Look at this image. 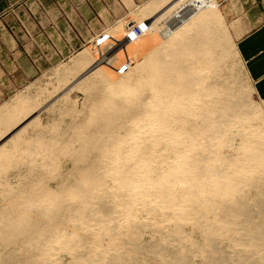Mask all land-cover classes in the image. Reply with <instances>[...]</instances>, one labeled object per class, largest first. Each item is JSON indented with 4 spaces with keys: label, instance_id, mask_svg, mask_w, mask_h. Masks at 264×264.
<instances>
[{
    "label": "bare ground",
    "instance_id": "6f19581e",
    "mask_svg": "<svg viewBox=\"0 0 264 264\" xmlns=\"http://www.w3.org/2000/svg\"><path fill=\"white\" fill-rule=\"evenodd\" d=\"M179 16L181 19L170 21ZM137 17L141 23H147V27L141 30L143 34L157 35L162 40L135 66L142 68L138 71L142 74L140 82L155 84V104L159 109L151 114L156 123L145 120L149 122L146 131L143 130L145 127L139 126L140 122L125 129L128 124L121 119L124 116L132 121L137 116H151L143 113L144 104L133 105L129 103L134 100L132 97L124 99L123 96L132 88V76L126 74L123 56H127V46L135 44L140 37L132 36L122 42V38L116 36L123 34L122 27L107 36L114 35L118 39L106 37L121 42L110 43L104 57L97 59L94 49H87L74 71L58 72L61 75H57L58 84L53 85V92L41 89L35 96L22 97L16 103L0 108V174L3 162L12 160L15 154L20 157V163L27 159L35 162L29 166L34 177L20 176L24 180L18 185L13 184L15 189H12L16 192L0 189V196H5L6 203L3 206L2 202L0 206V244L4 246L0 252V264H48L56 260L53 259L55 252L60 250L69 254L68 264H144L140 256L149 244L153 254L157 250L155 253L159 259H156L161 264H191L192 255L197 251L205 259L202 264H264V210L261 209L264 203L263 110L251 100L252 91L248 89L233 93L232 89L215 85L197 92L203 87V76L214 73L216 64L230 56L239 58L217 2L155 0ZM221 46L225 53L216 59L214 50ZM189 56L193 59L190 68L184 62ZM196 62L204 63L206 69L199 71L192 67ZM167 65L169 69H166ZM235 80V77L230 79L233 83ZM170 90L172 94H168ZM77 91L82 98L74 101L72 94ZM47 92L51 98L56 97L54 100L50 98L53 103L49 105H45L49 98ZM213 95L217 99L209 105L206 98ZM96 99L100 104H92L94 107L107 102L110 108L102 118L93 119L100 124L96 131L78 136L80 149L77 152L80 154L90 147L98 149L99 160L84 161L86 165L74 168L75 171L68 173L67 177L60 174L62 183L56 185L58 189L47 186L46 182L43 186L42 177L57 173V167L52 165L53 158H58L55 147L59 144L55 141L56 136L44 134L43 113L49 114L48 118L53 113L78 115L87 106L84 105L86 102H81ZM174 100L176 102H172ZM193 101L201 103L195 104V108ZM191 117L197 120L193 122ZM73 127L82 129L84 123H76ZM234 131L244 141L238 155L228 161L232 168L213 166L211 155L216 144L232 145L235 136L227 133ZM27 137L31 139L26 140ZM70 144L71 141L66 140V146ZM160 145L166 152H189L182 161L183 168L176 174L167 176L168 169L156 166L161 156L157 154ZM218 159L227 160L221 153ZM166 161L167 158L162 163ZM111 162L114 169L108 168ZM227 169H235L238 173L235 183L228 180ZM113 170L115 173H111ZM41 171H46V176ZM110 177L116 183L114 191L109 189ZM176 179L182 182H176ZM145 180L150 183L144 185ZM137 184H143L144 197L155 196L150 202L157 204L155 209L167 211L166 215L173 220V233L178 240L189 245L187 251L178 241L174 246L165 233H161L162 239L157 242H142L143 223L132 208L138 199L130 193ZM41 185L44 188H40ZM150 185L152 189L147 188ZM244 187L250 188V192ZM226 195L232 198L225 199ZM109 198L121 200L120 206L128 213L125 224L116 222L111 225L112 217L108 218L109 221L94 219L96 204L105 217L112 215ZM147 209L151 211V208ZM79 221L84 224L94 221L97 225L103 222L97 234L98 241L107 240L109 244H101L99 249L98 242L80 236L77 233L81 228ZM188 225L192 226L191 233L198 229L202 231V246L198 241H192L191 233L184 230ZM69 227L71 230H67ZM123 228L127 230L125 244L128 246L117 240ZM65 235L67 237L63 238ZM222 239H227V244L234 249L231 258L224 254ZM168 241L176 248L175 259H167L162 253Z\"/></svg>",
    "mask_w": 264,
    "mask_h": 264
},
{
    "label": "rangeland",
    "instance_id": "374dc122",
    "mask_svg": "<svg viewBox=\"0 0 264 264\" xmlns=\"http://www.w3.org/2000/svg\"><path fill=\"white\" fill-rule=\"evenodd\" d=\"M147 1H149V0H147ZM147 1H145V2H147ZM145 2L136 3V4L134 3L131 8H129L128 4L126 3V6L128 7L129 10H123V8H121V5H119L118 2H115L116 5L119 6V10L121 12V15L119 17L117 16L119 11H117V10H114L113 12L111 11V13H113V15L115 14L117 16L116 19L112 20L111 22H107L106 23L107 25L102 27L100 29V31L95 36L92 37L90 42L83 46V48L76 50V52L74 54H72L69 58H67L66 60L60 61L57 64H53L52 67L50 69H48L45 74H41L40 76H38L36 78V80L32 84L29 85L30 87L28 86L30 88L29 90L25 91L24 93L19 94L17 96L16 100H14L13 102H9L7 105H11V104L16 103V101H18L22 97H28L30 95L35 96L36 93L41 89H47L50 92L51 91L53 92V89H54L53 85L57 86V84H58L59 76H57V75H61L58 72H65L67 70H73L74 71L77 68L78 62L80 61L79 59L83 56V54L87 51V49H89V50L94 49L93 51L97 53V59L104 57L105 49H107V47L111 45L110 43H112L114 41V43L116 45L119 42H121V41L123 42V40H125V38L127 36L126 35L127 34L126 33V26L129 23L136 22V23L140 24L142 22V21L140 22V19L137 17V15L140 14V12H142L144 10L146 11L147 6L143 7L142 9L135 10L133 12H132V10L134 9V7L136 5H142ZM152 14L153 13L151 12V15ZM167 15H168V12L165 14V16H167ZM119 20H123V22L116 24ZM119 27L123 28V34H121L122 37H121V35H116V34L115 35L118 36L119 39L122 38L121 41L117 40L116 41L117 43H116L115 40H108V39H111L110 37H112V36L115 37V39H118L114 35L110 36L109 38L107 36L111 35ZM231 31H232V29L230 28V32ZM232 37H233V35H232ZM155 40H157L158 42H154ZM233 40L235 42L234 37H233ZM158 43L160 45V43H162V40L157 35L144 33L142 36H140L139 39H137V41H135V44L132 43V44H130L131 46L129 45L130 47L127 46V48H126L127 49L126 50L127 56L125 55L126 56L125 57L122 55L124 57V62L126 61L124 64L126 74H129L130 76H132V83H131L132 88L128 93L126 92L125 94H123L124 99L127 97H132L134 100L129 101V103H132L133 105H136V106H138L140 104H144L145 107L143 108L142 111H143V113H147L149 115L153 114L157 109H159L156 107L157 104H155L156 103V93L154 91L155 84L140 82L139 79L142 78L141 77L142 74H139L138 71H140L142 68L139 69L138 67L136 68L135 66L137 63H139L141 60H143L146 56H148L149 53L156 47L155 44L158 45ZM222 53H225L223 46H221L218 49H215L214 50L215 58L218 59L219 55ZM122 56H121V62H123ZM191 58L192 57L189 56L188 60H187V58L185 59L186 61L184 60V62L187 65H190V66H188L189 68L191 67V62L193 60ZM164 59L166 60L168 58L166 56H164ZM179 61H181V60L179 59ZM192 67H196L199 71L201 69H206L205 64L204 63L200 64L199 62H196L195 65H193ZM214 68H215L214 73L208 74V75L206 73V75L203 76V78H204V80L202 81L203 87L198 88L199 90L197 92H203L204 90H209L210 87H213L215 85L225 86L230 90L232 89L231 91L233 93L234 92L239 93L240 91L243 92L244 90L248 89L249 91H252L251 97H250L251 100L252 101L254 100L253 102L256 105L262 107V109H263V104L255 96V91L253 89V85L249 80V77L246 73L245 67L242 63V60H240V58H234V56L233 57L232 56L227 57L220 64H216ZM166 69H169L168 65H167ZM200 75L202 76L203 73L201 72ZM232 77H235V79H236L235 83L230 81V79ZM77 79H79V76ZM73 81H74V79H73ZM177 85H179V80H177ZM191 91H189V92H191ZM172 92L173 91L170 90L168 92V94H172ZM175 92H176V90H175ZM177 92H180V90ZM46 94H47L46 97H49V98H47L48 101L45 102L46 103L45 105H49V104H51L52 100H54L56 97L54 96L53 98H51L52 96L49 95L48 92ZM60 95H61V93H60ZM194 97H198V96L195 95ZM80 98H82L80 92L77 91V92H74L72 94V99H74V101H77ZM97 99L95 100L96 102L92 101L94 103H92L91 100H87V101L84 100L83 102H81V103L86 102L84 105H87V106L83 110V112L78 114V115H72V114H66V113H64V114L53 113V114H51V118H48L49 114L43 113L42 123H44L46 128H47V126H50V129H46V128L44 129V134L47 137H50L52 135L56 136L55 141H57L59 143L55 147V150H57V152H58L57 153L58 158H56V157L53 158V160L55 159V162L53 161V165H52L53 167H57L58 175L55 171V172H53L54 173L53 175H51L52 173H48L46 176L47 172L41 171L42 175L44 174L46 176V177L41 178V181L44 180L43 182H41L43 186H44V183L46 182L47 186L56 188V187H58L56 185H59L60 183H62L60 181L61 178H59L60 176L67 177L68 173L70 175L72 173L71 171H73V172L75 171V170H73L74 168L82 167V166L86 165L87 163L84 161L89 162V161H98L99 160V158H98L99 150L98 149H94V148L90 147L87 150L80 152V154H79V152H77L80 149L79 148L80 142L78 141V136L84 135L85 132H88V131H96V129L100 126V124L93 121V119L96 117L102 118L103 114H105L110 108V105H108L107 102H103L101 105L94 107L92 104L96 105ZM216 99H217V96L213 95L211 97H207L206 101L209 102V105H213V102ZM88 101H90V102H88ZM172 102H176V101L174 100ZM192 103L194 104V106L196 108L195 104H199L201 102L193 101ZM98 104H100L99 101H98ZM214 117L216 118L217 115H214ZM121 119H122V121H125L128 124V127H126L125 129H128L131 126H135L136 123L140 122L139 126L145 127V128H143V130L146 131L148 129V126H146V125L149 122H147L145 120L151 119L153 124L156 123V120L153 119V115H151L149 118H146V117L143 118L142 116H137L132 121L125 119L124 116ZM191 120L193 122H195L197 119L195 117H191ZM199 121H200V123H202L201 120H199ZM76 123H84V127L82 129L74 128L73 126H76ZM190 124H188L189 127H190ZM255 124H257V122H255ZM109 131L111 132V130H109ZM122 132L124 133V131H122ZM227 134L231 137L235 136V138H234L235 141L232 144L233 146L229 145V144H225V143L216 144V146L214 148V152L211 155V157H212L211 163L213 164V166L220 167L222 165L224 167L232 168V166H230L231 164H229L228 161H230L229 159H231V158H235L238 155V152L240 151V149L242 147V143L244 141V138L237 136V131H234V133L229 132ZM29 139H31V138H29V137L26 138V140H29ZM226 139H228V138H226ZM66 140L71 141V144L69 147L66 146ZM161 147H162V145L158 146V148H157V150H158L157 154H159L161 156L158 157V164H156V166L165 167L166 169H168L169 173L166 174L167 176L170 175V173H171V175L176 174V172L180 171L181 168H183L182 161L184 158H186L188 156L189 152L188 151L184 152V154L183 153L182 154L175 153L172 150H168L166 152V149L165 148L162 149ZM27 148H29V147L27 146ZM33 149H36V147H33ZM12 150L14 151L15 149H12ZM24 150H26V145H24ZM161 152H163V153H161ZM220 153H221L222 157L227 158L226 161L223 162V161L218 159ZM30 158L33 159V157H31V156H30ZM166 158H167V161L162 163V161L165 160ZM18 159H20V157L17 156V154H15L12 157V160L3 162V167L1 168L2 172L0 174V175H3V177L0 178V181L2 183V185L0 186L1 190L5 191V189L6 190L12 189L15 187V185H18L17 184L18 182L19 183L21 181L23 182L24 179L20 177L22 175H26L28 177H34V174L31 171L29 166L35 162H32V160L27 159L25 163H20V162H18ZM108 168L114 169L115 168L114 163L111 162V164L109 165ZM227 172H228L227 173L228 180L232 181V183H235L238 179V173L235 171V169H227ZM111 173H115V171L113 170ZM56 175H57V177H56ZM5 176L7 178L4 179ZM111 178L112 177H110L108 179V185L110 186V188H109L110 191H114L113 186L116 183ZM63 179H66V178L63 177ZM9 181H10V183H9ZM63 181L65 182V180H63ZM48 182H50V183H48ZM176 182H182V180L176 179ZM149 183H150L149 181H146V180L143 181L144 185L149 184ZM13 184H15V185L13 186ZM143 184L135 185L132 189V192H130L133 196H135L138 199V201L136 203H134L132 208L134 209L133 213L138 215L139 218L141 219V222L143 223V225L141 227L142 242L144 241L146 244L157 242L160 239H162V234L165 233V236L169 235L168 239H170V241L172 240L171 241L172 243H175V244H173L174 246H177L175 241H178L177 243L180 242L182 244V246H184L183 250L187 251L189 249V245L185 241L178 240V238L175 237V235L173 233V228H172L173 220L171 219V217H168L166 215L167 211L161 210V209H155L157 204L155 202L150 203L152 200L155 199V196L144 197V195L142 194ZM42 185L40 186V188L43 187ZM3 186H4V188H3ZM9 186H10V188H9ZM11 186H13V187H11ZM47 186L45 185V188ZM177 187H180V186H177ZM147 188L152 189V186L150 185ZM14 189H12V191L16 192ZM56 189H58V188H56ZM243 189L247 192H250V188H248V187H244ZM250 196L253 197V193H251ZM4 197L5 196H3V195L0 196V206H2L1 205L2 202H3V206L6 204L4 202V199H5ZM224 197H225V199L226 198H232V196H229V195H226ZM6 198H8V197H6ZM121 203L122 202L119 198H116V199L109 198L108 199V205L110 206L113 213L111 216H107V217H105V215L100 211L99 204H96L95 207L97 208V211L94 215V219H96V221H98V220L109 221L108 218L112 217L113 219L111 221V225H114V223H116V222L119 224H125L127 221L128 213L125 211V209L122 206H120ZM182 204H186V202H182ZM147 208H151V211H149ZM261 209L264 210V203H263V207ZM114 212H116V213H114ZM91 222H89L88 223L89 225H88L87 223L84 224L83 221L82 222L79 221L80 224L79 223L78 224H79V227H81V228H80V230L79 229L77 230L78 231L77 233L84 238H89L94 242L95 241L98 242L99 243L98 248L101 249V246H100L101 244H105V245L109 244V242L107 240L98 241V235L97 234L100 233L101 226L104 223L102 222V223L97 225L96 222H94V221H91ZM67 230H71V227H69ZM184 230L187 233H191L192 232V226L188 225L184 228ZM191 236H193L191 240L192 241H198L199 246H202L204 244V239L202 237L203 234H202V231L200 229L196 230V232L191 233ZM65 237H67V236L65 235L63 238H65ZM117 240L119 242H122L123 246H128L125 244V242L128 240L127 230L125 228L121 229V235L117 236ZM171 242H169V241L167 242V247H165V249L166 248L167 249L166 250L164 249V251L162 252L164 257H166L167 259H175L176 255H177L176 252L174 253V250H176V248L174 247L175 248L174 249L173 245L169 244ZM222 242L223 243L221 244V246L225 247L224 254H226L228 258H231L232 255L235 254L234 249L231 248L227 244V242H228L227 239H222ZM92 245H94V244H91V246ZM149 245H151V244H149ZM149 245L147 247L148 250L146 249V251H144L141 254L140 259L144 261V264H161L158 260L159 259L158 255L156 256V253H155L157 250H154L152 248V250L155 251L154 252L155 255H154L150 251L151 249H149L150 248ZM3 249H4V246L0 244V252L3 251ZM75 252H76V250L73 251V253H75ZM197 252L196 253L194 252V253L197 254ZM198 253L201 254V252H198ZM195 254L192 255L191 264H202V263H204L205 259L203 258V256L200 254H197L196 257H194ZM157 257H158V259H156ZM53 259H56V260L49 261L48 264H68L70 261V256L67 252L60 250V251L55 252V258H53ZM181 264H185V262L181 263Z\"/></svg>",
    "mask_w": 264,
    "mask_h": 264
},
{
    "label": "crops",
    "instance_id": "0c3cea01",
    "mask_svg": "<svg viewBox=\"0 0 264 264\" xmlns=\"http://www.w3.org/2000/svg\"><path fill=\"white\" fill-rule=\"evenodd\" d=\"M145 1L0 0V108L119 17L115 2L129 10L126 3L131 8ZM154 1L136 5L132 12ZM215 1L264 113V0Z\"/></svg>",
    "mask_w": 264,
    "mask_h": 264
},
{
    "label": "built area",
    "instance_id": "2783aa9c",
    "mask_svg": "<svg viewBox=\"0 0 264 264\" xmlns=\"http://www.w3.org/2000/svg\"><path fill=\"white\" fill-rule=\"evenodd\" d=\"M184 8H186V7H184ZM182 11H184V10H182ZM179 19H181V17L179 16V17H176V18H174V19H170V21H175V20H179ZM145 27H147V23H140V24H137L136 22H131V23H129L127 26H126V38L125 39H129V38H131L132 36L133 37H140V36H142L143 35V32L141 31L143 28H145ZM135 35H137V36H135Z\"/></svg>",
    "mask_w": 264,
    "mask_h": 264
}]
</instances>
